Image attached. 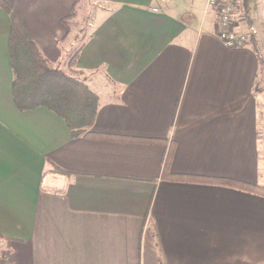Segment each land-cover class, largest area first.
I'll list each match as a JSON object with an SVG mask.
<instances>
[{"label": "crops", "instance_id": "obj_1", "mask_svg": "<svg viewBox=\"0 0 264 264\" xmlns=\"http://www.w3.org/2000/svg\"><path fill=\"white\" fill-rule=\"evenodd\" d=\"M2 1L63 63L77 0ZM94 1L75 68L99 98L89 132L164 144L73 138L19 110L0 9V264H264V197L163 178L168 160L174 176L264 185V24L231 49L209 0Z\"/></svg>", "mask_w": 264, "mask_h": 264}, {"label": "trees", "instance_id": "obj_2", "mask_svg": "<svg viewBox=\"0 0 264 264\" xmlns=\"http://www.w3.org/2000/svg\"><path fill=\"white\" fill-rule=\"evenodd\" d=\"M82 1L77 0L71 15L63 20L67 34L60 42L59 47L68 58L70 68H75L80 53L88 40L80 41L77 46V36H72L73 21L82 9ZM245 14L250 16L251 6L256 0H244ZM0 9L11 20L12 30L9 39L10 63L13 70V97L17 108L21 111H32L45 108L59 116L67 125L71 137L85 136L100 140L127 141L149 144H164L162 141L117 138L98 135L89 132L95 124L99 109V98L80 78V72L68 74L53 67L51 62L41 53L32 35L13 11L4 1L0 0ZM85 38V36H84ZM68 49V50H67ZM167 160L164 179L182 182H198L227 185L264 197V186L250 185L230 180H216L186 176H174L169 172ZM56 173L66 174L62 169L55 168Z\"/></svg>", "mask_w": 264, "mask_h": 264}, {"label": "rangeland", "instance_id": "obj_3", "mask_svg": "<svg viewBox=\"0 0 264 264\" xmlns=\"http://www.w3.org/2000/svg\"><path fill=\"white\" fill-rule=\"evenodd\" d=\"M222 1H227V0H220ZM236 2L234 4L235 9L237 6V2H239L241 5L239 6L241 14L239 15L240 18H235V21L237 22L238 19L242 26H248L247 31H244L243 33L248 34L250 32V28H254L256 30V35L253 36L251 35L250 41L248 44L252 43L255 38L258 35V30H257V24L258 23H263L264 24V0H256L255 4L251 6L250 10V16L247 17L245 14V7H244V0H234ZM82 9L79 11L78 17L73 21V30H72V36H77V46H80V41L87 39L89 36V29L92 27L93 24V17H94V12L96 9H98L99 4H95L94 0H83L82 1ZM210 6V5H209ZM211 7V6H210ZM215 10H217L215 7H211ZM232 28L236 31V26H232ZM85 36V38H84ZM247 44V45H248ZM68 50V49H67ZM52 64V63H51ZM53 65V64H52ZM77 66V65H76ZM55 68H59L63 71H65L68 74H75V68H70L68 65V58L63 59V63L61 62L58 65H53ZM264 186V185H263Z\"/></svg>", "mask_w": 264, "mask_h": 264}, {"label": "built area", "instance_id": "obj_4", "mask_svg": "<svg viewBox=\"0 0 264 264\" xmlns=\"http://www.w3.org/2000/svg\"><path fill=\"white\" fill-rule=\"evenodd\" d=\"M234 0L220 1L209 0V5L217 9L220 30L218 33L219 40L228 48L236 49L246 46L251 35H256V30L252 27L248 34L238 33L232 26H237L235 21V4ZM158 12V10H155ZM264 16V15H263Z\"/></svg>", "mask_w": 264, "mask_h": 264}]
</instances>
